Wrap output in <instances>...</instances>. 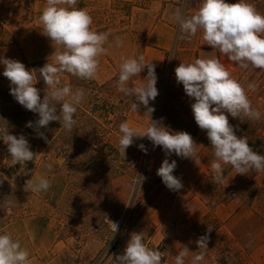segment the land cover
<instances>
[{
    "label": "rangeland",
    "instance_id": "obj_1",
    "mask_svg": "<svg viewBox=\"0 0 264 264\" xmlns=\"http://www.w3.org/2000/svg\"><path fill=\"white\" fill-rule=\"evenodd\" d=\"M180 1L185 6V0ZM246 2L264 14V0ZM150 4L151 0H77L76 7L86 9L92 17L91 29L109 33L104 44L107 51L98 57L97 76L101 84L95 80L96 84L91 85L78 77L74 81L70 78L61 80V86L67 84L73 90L83 89L85 97L76 105L73 130L63 127L60 130V122L52 121L49 127L40 129L47 140L40 138L34 128L16 126L15 122L9 124L8 116L0 118V226L16 216L52 214L59 239L70 248L67 259L75 262L78 257L80 264H116L115 257L123 254L132 233L141 234L149 249L169 252L171 255L166 254L162 264H172L175 255L184 247L193 252L194 242L181 236L194 230L201 236H209L207 249L197 251V254H204V260L199 264H250L244 248L255 245L236 243L225 224L216 217L215 210L222 205L238 207V211L244 209L239 214L242 222L247 221L249 212L245 209L248 206H253L259 215L264 205V171L253 169L246 174H237L226 164L222 165V182L213 179L214 150L206 131L195 123L191 109L195 101L176 87L182 84L177 83L174 69L180 63L194 62V50L179 49L169 57L164 70L155 69L159 94L149 103V107L155 109L152 113H146L143 105L138 112H132L130 106L137 101L116 86L121 58H138L145 49V37L153 20L144 10ZM45 6L46 0H0V20L11 24L10 29L18 40L13 48L0 49V58L23 64L43 60L53 62L51 55L62 49L42 34L39 17ZM115 37L120 38L122 46H116ZM0 69H4L3 64ZM146 76L147 68L139 76L132 77L129 85L146 83L142 80ZM233 78L242 84L252 107L261 113L259 120L244 117V125L259 129L264 135V70L251 68L250 72L245 71L243 80L238 75ZM249 84H255V90L249 89ZM57 108L59 114V106ZM225 114L230 125L237 123L238 118ZM38 118L35 113L30 121L35 122ZM124 121L140 132L146 131L151 121L163 125L167 121L170 125L164 126L170 132H188L197 144L201 163L197 165L192 159L174 153L166 157L162 147H154L146 137L134 138L123 155L119 126ZM5 129L12 135H24L30 150L36 154L33 161L24 165L27 175L21 172L20 164L11 160L2 140ZM29 129L34 137L29 134ZM57 134L59 139L54 140ZM33 139L37 140V145ZM140 144L145 145L147 153L140 150ZM166 158L170 163L172 160L177 162L173 175L183 184L179 191L169 190L157 175ZM48 160L60 172V181L56 185L61 188L58 197L50 193V188L40 193L25 191V178L32 179L34 184L39 178H46L37 168L29 173L27 165L35 161L36 165L43 166L42 163ZM140 174L146 179L137 189L134 181ZM2 177L9 186L3 183ZM48 195H53L58 206L49 204ZM193 198L201 199L209 208V213L197 222L193 221L190 210L189 202ZM8 202H11L10 212ZM106 219L121 220V228L114 233ZM235 227L239 236L248 231L245 224L236 222Z\"/></svg>",
    "mask_w": 264,
    "mask_h": 264
},
{
    "label": "clouds",
    "instance_id": "obj_2",
    "mask_svg": "<svg viewBox=\"0 0 264 264\" xmlns=\"http://www.w3.org/2000/svg\"><path fill=\"white\" fill-rule=\"evenodd\" d=\"M189 0H185V8ZM77 0H46V6L39 17L42 25V34L59 46L51 56L53 62H47L39 69H27L26 66L14 59L0 58L4 65L3 76L10 82V95L26 110L37 113L39 118L29 121L26 127L34 128L40 138L47 140L41 128H47L50 122L59 121L62 127L72 131L76 120V105L83 102L85 92L65 84L61 86V74L68 73L72 76L93 80L99 68L98 57L106 53L104 44L109 33L96 32L91 29L93 23L91 15L86 9L77 8ZM191 16L177 8L173 18L179 27L178 39L191 40L198 30H202L205 44L218 50L229 61L240 68L264 70V14L257 11L254 5L246 0H238L235 4L226 3L225 0H200ZM116 46H122L119 37H115ZM120 71L116 86L126 96L135 98L130 108L138 112L140 105L146 113L155 109L149 107L159 92L156 87L157 75L155 65L145 61V57H122ZM147 68V76L142 79L146 83L139 86H130L132 77ZM38 70L48 91L43 99L40 90L34 85L37 83L33 72ZM177 83L183 85L184 92L194 99L191 104L195 123L201 130H205L212 149L214 160L211 168L214 172L213 179L222 182V165H231L237 174H246L250 170L264 171V155L253 151L246 137H238L234 127L230 125L228 115L233 118L247 117L259 120L261 113L252 107L245 88L234 79L224 64L218 58H197L191 63H180L174 69ZM255 84L248 88L255 90ZM59 106V114L58 108ZM119 131L120 150L125 155L126 149L134 142V138L146 137L153 146H161L166 157L173 153L181 158L192 159L197 165L201 163L197 156V144L193 137L186 131L170 132L162 123L151 121L144 132L135 130L127 121L121 122ZM2 140L7 145L14 164L21 165V172L28 174L24 165L33 161L36 154L30 150V144L24 135H12L8 130L3 131ZM140 150L147 153L145 145H138ZM51 170V164L45 165ZM177 162L171 163L166 158L163 160L157 175L162 182L172 191H179L183 184L173 175ZM146 177L138 175L134 181L137 189ZM50 182L46 178H39L34 184L33 180L26 181L25 191L35 193L46 192ZM11 202H8L9 212ZM113 223V232L119 229L118 223ZM211 229H209V232ZM209 236L204 235L196 241L199 250L207 249ZM190 251L184 247L174 257L175 264H185V257ZM169 252L151 250L143 242L141 234L132 233L130 240L122 255L115 257L116 264H162V258ZM29 254L21 248L19 241H14L10 234L0 235V264H29ZM204 260L203 252L195 255L192 264H199Z\"/></svg>",
    "mask_w": 264,
    "mask_h": 264
},
{
    "label": "crops",
    "instance_id": "obj_3",
    "mask_svg": "<svg viewBox=\"0 0 264 264\" xmlns=\"http://www.w3.org/2000/svg\"><path fill=\"white\" fill-rule=\"evenodd\" d=\"M225 2L235 4L238 0H225ZM199 3L200 0H189L188 7L185 8L184 3H181L180 0H151V4L148 6L149 8L144 11L148 13L153 22L147 30V35L145 37L146 46L142 55L145 57L146 62L155 65V69L164 70L169 63V57L172 54L175 55L179 49L180 51L194 50L195 59L218 58L230 72L231 76L234 77L239 73L241 68L220 54L218 50L205 44L202 38V30H198L196 36L191 40L185 41L183 39H178L179 27L173 18L175 10L180 8L186 16H191ZM10 26L11 24L9 23L8 30L13 37L14 43L9 46L0 47L3 51L13 48L18 42ZM182 45L183 48H181ZM25 63L32 64L33 62ZM66 78L69 79L66 74H61V80ZM95 80L101 84V81H98V76H96ZM176 87L184 90L183 85H177ZM34 117L35 113L31 115L29 121ZM165 124L170 125L167 121H165ZM49 125L47 127H49ZM42 164L43 166H38L37 164L34 170L38 169L43 171L46 179L50 182V193L58 197L61 190L59 186H56L58 181H60L59 169H56L50 160L44 161ZM46 164H51V170L45 166ZM36 173H38V171H36ZM56 192L57 194H55ZM53 195L51 197L48 195V202L53 206H58L55 204L56 202ZM189 203L191 204L190 210L193 221H200L209 213L208 206L203 204L204 202L201 199L193 198ZM238 210V207L222 205L217 207L215 214L216 217L225 224L231 238L236 243L242 245L245 243H248V245H255L254 247L244 248V251L247 249L246 253H248L249 263L264 264V205L262 212H258L259 215L256 214L257 211L253 206H248L245 210L249 212V215L247 221L244 222L240 221L241 217L239 216L244 209ZM55 222V217L48 213L16 216L7 220L4 226H0V235L7 233L11 235L14 241H19L21 248L26 250L29 254V264H80L78 257L75 262L67 259L69 257L70 248L63 240L59 239L57 231L55 230ZM236 222L247 226L246 229L248 231L244 236H239L237 234L235 229ZM251 225H253V227H250ZM199 237H201V235L196 230L189 231L181 236L183 239H191L194 242L192 245L193 252L191 251L187 254L185 257V264H192L193 257L197 255L199 247L196 241ZM172 264H175V262Z\"/></svg>",
    "mask_w": 264,
    "mask_h": 264
},
{
    "label": "trees",
    "instance_id": "obj_4",
    "mask_svg": "<svg viewBox=\"0 0 264 264\" xmlns=\"http://www.w3.org/2000/svg\"><path fill=\"white\" fill-rule=\"evenodd\" d=\"M8 26H9V23H7L6 21L3 22L0 20V34H1L0 47L9 46L14 43L11 33L8 30ZM47 62L48 61L43 60V61L33 62L32 64L25 63L24 65L29 70L39 69L43 67ZM250 70H251V67H249L248 69L241 68V70L237 74L240 80H243V77H245V71L247 73V72H250ZM3 71L4 69L3 70L0 69V118H3L4 116L5 117L8 116L6 117L7 118L6 120H8L9 124L11 123L13 124L15 122L16 126H22L23 128H25L33 112L26 110L22 105H20L15 100V98L12 95H10V82L6 77L3 76ZM63 74H66L71 79V81L72 80L74 81V79L76 78L75 76H72L71 74H68V73H63ZM33 75L36 77V80H37V83L34 86L40 90L39 94L41 97L42 95H44V93L48 91V89L46 85L44 84L42 78L39 76L38 70H35L33 72ZM86 82H88L91 85L96 84L95 79L86 80ZM97 86H100V85H97ZM243 118L244 117H241L240 119L238 118L237 123H234L232 125L234 127L235 134L238 137L246 136L248 138L247 140H248L249 146L253 149V151L257 152L258 154L264 155V135L261 134V132H259V129L244 125ZM58 125H59V129L61 130L62 124L59 123ZM28 132L31 136L34 137V134L30 131V129ZM57 139H59L58 134L54 136V140H57ZM33 142L36 143V145L38 143L37 140L35 139H33ZM35 166H36L35 161L27 165V169L29 173H31L34 170ZM28 180L29 178L28 179L25 178L24 184H26V181ZM2 181L4 184L9 186V182L4 177H2Z\"/></svg>",
    "mask_w": 264,
    "mask_h": 264
},
{
    "label": "built area",
    "instance_id": "obj_5",
    "mask_svg": "<svg viewBox=\"0 0 264 264\" xmlns=\"http://www.w3.org/2000/svg\"><path fill=\"white\" fill-rule=\"evenodd\" d=\"M8 210H9V209H8ZM105 222L110 226L111 229H113V223H112V222H114V223H118V224H119V229H120L121 226H122V222H121V220H112V221H109L108 219H106ZM119 229H118V230H119Z\"/></svg>",
    "mask_w": 264,
    "mask_h": 264
}]
</instances>
